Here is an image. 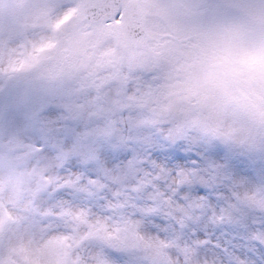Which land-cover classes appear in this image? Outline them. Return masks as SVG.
<instances>
[{
    "label": "rangeland",
    "instance_id": "374dc122",
    "mask_svg": "<svg viewBox=\"0 0 264 264\" xmlns=\"http://www.w3.org/2000/svg\"><path fill=\"white\" fill-rule=\"evenodd\" d=\"M63 1L0 0V79L7 73L20 91H128L134 111L174 131H232L257 145L264 138V94L251 75L264 38L243 15L228 12L224 27L211 11L213 25L203 17L204 26L193 21L180 34L163 17L172 9L198 17L199 0H142L156 28L138 45L117 21L90 25L79 0L75 13ZM61 167L55 155H36L23 133L0 131V264H94L95 217L72 203Z\"/></svg>",
    "mask_w": 264,
    "mask_h": 264
},
{
    "label": "snow or ice",
    "instance_id": "6c2138e0",
    "mask_svg": "<svg viewBox=\"0 0 264 264\" xmlns=\"http://www.w3.org/2000/svg\"><path fill=\"white\" fill-rule=\"evenodd\" d=\"M0 131L59 158L72 203L95 217L94 264H264V138L174 131L134 111L128 91H20L7 73Z\"/></svg>",
    "mask_w": 264,
    "mask_h": 264
},
{
    "label": "water",
    "instance_id": "95a60500",
    "mask_svg": "<svg viewBox=\"0 0 264 264\" xmlns=\"http://www.w3.org/2000/svg\"><path fill=\"white\" fill-rule=\"evenodd\" d=\"M84 1V11L86 14V19L92 22H98L100 20L106 19L112 16L106 9V5L109 0H83ZM112 1V0H111ZM119 0H116L118 2ZM223 4L241 10L245 12L253 20L264 23V0H219ZM128 20V31L132 30L133 25L137 23V17H134L132 13L129 12L127 15Z\"/></svg>",
    "mask_w": 264,
    "mask_h": 264
},
{
    "label": "clouds",
    "instance_id": "9594fccd",
    "mask_svg": "<svg viewBox=\"0 0 264 264\" xmlns=\"http://www.w3.org/2000/svg\"><path fill=\"white\" fill-rule=\"evenodd\" d=\"M256 32L264 38V23H259L255 26ZM216 71H222L217 68ZM251 75L253 76L259 91L264 94V44L259 47L252 58Z\"/></svg>",
    "mask_w": 264,
    "mask_h": 264
}]
</instances>
